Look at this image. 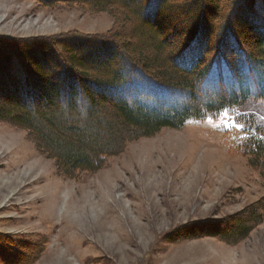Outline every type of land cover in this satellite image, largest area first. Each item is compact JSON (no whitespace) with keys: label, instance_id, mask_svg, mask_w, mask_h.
<instances>
[{"label":"trees","instance_id":"1","mask_svg":"<svg viewBox=\"0 0 264 264\" xmlns=\"http://www.w3.org/2000/svg\"><path fill=\"white\" fill-rule=\"evenodd\" d=\"M32 1L114 19L105 35L0 40V122L27 131L62 175L95 174L131 142L229 114L264 180V0ZM263 222L264 198L164 240L238 245ZM31 254L26 264L36 261ZM19 258L3 264H24Z\"/></svg>","mask_w":264,"mask_h":264},{"label":"rangeland","instance_id":"2","mask_svg":"<svg viewBox=\"0 0 264 264\" xmlns=\"http://www.w3.org/2000/svg\"><path fill=\"white\" fill-rule=\"evenodd\" d=\"M113 28L107 13L0 0V40ZM240 138L229 114L189 120L70 179L27 131L0 122V238L17 254L0 251V264L19 256L26 264L31 253L32 264H264V222L238 245L164 240L187 223L221 220L264 198V180Z\"/></svg>","mask_w":264,"mask_h":264},{"label":"snow or ice","instance_id":"3","mask_svg":"<svg viewBox=\"0 0 264 264\" xmlns=\"http://www.w3.org/2000/svg\"><path fill=\"white\" fill-rule=\"evenodd\" d=\"M238 127H242V125H237Z\"/></svg>","mask_w":264,"mask_h":264}]
</instances>
